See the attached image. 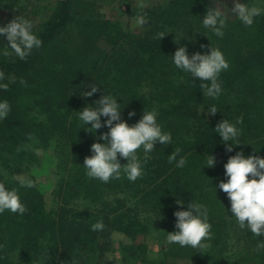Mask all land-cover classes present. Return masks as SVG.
<instances>
[{
  "label": "trees",
  "instance_id": "16d2710c",
  "mask_svg": "<svg viewBox=\"0 0 264 264\" xmlns=\"http://www.w3.org/2000/svg\"><path fill=\"white\" fill-rule=\"evenodd\" d=\"M54 1L56 5L52 15L35 30L42 40V46L34 49L25 60L11 55L10 61L5 62L8 76L4 83H8L9 87L7 91H0V100H7L11 105V111L6 119L0 121V140L7 133L17 138L23 134L22 132L44 140L48 126L39 121L26 119L28 99L33 94L41 99L43 91L47 90L51 97L52 93L54 95L51 101H57L58 105L72 111L75 101L78 100L77 96L83 94V90H90V88H84L88 83H93L100 86L101 91L89 98L80 97L83 99L84 107L99 99L105 90L120 98L118 103H123L122 107L126 104L122 110V119L129 125L141 118L143 110L155 109L159 113L158 123L164 131L172 133L173 142L167 147L156 145V149L150 154L151 158L145 163V174L142 178L130 182L122 173L121 178L114 183L118 195L114 190L116 197L108 200L104 196L106 193L110 194L113 188L108 189L107 183L88 178L82 165L84 158L91 155L92 143L98 142L99 133L107 132L108 129L98 130L95 136L81 129L82 123L77 119L78 108H74L73 113L66 114L63 118L58 115V112H52L49 115L50 122L47 121L53 128V133L50 135L55 134L57 130L59 135H62L63 131L67 139L73 140L74 144L82 140L80 143L82 147L77 144L72 148V152L80 155H77L79 158L73 161L70 179L67 181L71 183L73 180L74 192L82 193L95 203L96 209L100 208L95 213L98 214V218L95 214L85 213L86 220L76 219L83 214L79 211L75 212V216L73 214L70 216V212L52 214V211H48L45 207L40 195L12 182L9 186L18 191L27 211L23 215L11 212L0 214V232L3 230V224L12 230L20 228L27 231L31 226H38L42 231H51L63 244L64 252H68L75 245L93 244V237L105 235L111 230L127 235L142 232L147 229L146 220L149 217L158 221L164 233L167 234L175 230L173 213L180 210L175 203L178 196L185 200L184 210L187 203L193 200L209 206L213 236L206 241L204 249L198 250L200 253L191 248H180L178 245H172V250L184 253V258L191 263L194 260L196 264H208L211 259L213 264H217V258L211 256L219 254L220 247L224 244L221 234L227 228L228 222L225 219L230 215V212L227 213L229 201L226 194L217 189L216 198L214 191V186L224 179L223 165L229 156L234 155L235 151H240L241 148L245 155L264 157V51L261 50L264 48V35L262 30L250 33L249 37V31L244 25L235 16L229 15L225 36H228L229 29H233L235 30L233 39L237 42L233 46L223 42L221 47V51L230 64L229 69L220 75L224 94L219 100L203 97L201 81L197 79L193 82L188 75L187 83L183 86L185 92L177 96V101H171L172 97L165 94L167 89L164 86L158 91L152 83V88L144 91L143 82L149 81L146 79L147 76H144L151 67L154 71L161 70L160 73H162L167 64V68L172 70L173 67L168 63V56L172 50L170 43L176 37V32L179 31L182 43L194 36V33L199 32L197 30L207 32L201 26V18L207 8H221L215 0H166L163 3L151 5L141 13L146 14L150 22L144 26L143 33L138 35H131L124 31L122 22L119 20L100 19L99 16L94 15L90 8L91 3L87 0ZM81 6L89 10L79 14L77 9ZM123 12L131 14L128 4ZM10 15L12 13H7L6 17L1 18L0 24L10 21ZM74 25L79 29L80 39L76 43L66 44L63 37L72 40L71 26ZM209 36L211 40L216 37L208 32ZM216 38L218 41L222 40ZM123 39H126L127 43ZM250 39H253L260 49L241 51L242 43ZM216 44H222V42ZM210 45L215 48L213 42L205 43V47L200 52L209 51ZM195 48L199 50L201 47ZM54 64L57 68L52 71L50 69ZM63 65L66 69H62ZM31 73L35 74V80H26L29 75H32ZM10 77H15L14 83L9 82ZM29 81L35 84L30 89H28ZM37 86H41L44 90H40ZM163 100L166 105L159 106V102ZM213 104L220 112H217L215 116L207 113L203 117L202 114L205 112L202 113V111ZM133 110L136 115L129 118L128 112ZM69 117L71 119L67 124ZM238 117H243L242 141L246 144L237 146L232 153H227L224 145L220 143L221 138L213 129L222 119L227 118L235 122ZM26 137L28 140L29 137ZM99 142L103 143V141ZM18 143L19 141L14 140L13 146L17 147ZM78 147L81 148L80 152ZM254 148L260 151L257 153ZM13 150H8V153L12 154L11 159L18 156L16 152H12ZM177 150L180 156L188 160V164L182 169L168 163V155ZM210 153L215 156L216 165L214 168H203L204 161ZM140 155L142 158L143 154L140 153ZM25 157L21 154L20 158ZM179 158L178 156L177 159ZM121 163H126V160H121ZM154 183L156 185L151 187ZM141 213L144 214L141 215ZM98 221H102L105 228L103 231L94 232L91 226ZM1 247L2 239H0V264H12L5 258ZM263 255L264 252L255 253V258L259 260L257 263L264 264Z\"/></svg>",
  "mask_w": 264,
  "mask_h": 264
},
{
  "label": "rangeland",
  "instance_id": "374dc122",
  "mask_svg": "<svg viewBox=\"0 0 264 264\" xmlns=\"http://www.w3.org/2000/svg\"><path fill=\"white\" fill-rule=\"evenodd\" d=\"M87 1L91 3L90 8H92L94 15L99 16L100 19H109L111 21L119 20L122 22L124 31L131 35H138L143 33L144 27L135 25L136 17L141 15L145 8L163 3L166 0ZM215 1L222 9L226 10V13L228 12V16L231 15L229 9L234 6L233 0ZM241 2L246 3L249 7L255 6L262 10L261 16L256 18L251 27L244 26L249 31L248 36L250 37V33L253 34L257 30H262V34L264 35V0H241ZM127 4L131 14L123 12ZM141 4L144 5L143 8L140 7ZM55 5L56 1L54 0H2L0 2V19L6 17L7 13H12L10 15L11 20L21 15L33 22L34 30H36L52 15ZM77 10L81 14L82 11L89 9L81 6ZM79 14H77L78 17H80ZM71 28L72 40L69 39V41L63 37V41H66V44L76 43L80 39L79 29L75 25L71 26ZM197 31H199V34L194 33V36L189 37L186 42H180V45L176 44L180 41L179 31H177L175 34L176 37L170 43L172 48L170 55L174 54L178 46H187L188 52L191 55L194 52L202 50V48L198 50L195 47H201L205 43L213 42L215 48L221 50L224 44L223 42L226 44L229 43L230 46L235 45L237 42L233 39L235 35V30L233 29H229L227 31L228 36L224 35L221 41H218L216 37L211 40V37H208V32ZM123 40L127 43L126 39ZM219 42H222V44H216ZM5 44H7L6 38L4 41H0V71H3L5 78H7L8 72H6L5 62H9L11 56L3 55V50L7 47ZM258 49L260 48L256 46L253 39L243 42L241 46V51L243 52L249 50L257 51ZM263 49L261 48L262 51H264ZM168 63L173 67L172 70L168 69L166 64L164 67L166 70L163 69L162 73H160L161 70L154 71L152 67L151 69L148 68L150 70L147 71L144 77L147 76L146 79L149 81L143 82V85H145L143 90L151 89L152 83L153 87H157L158 91L164 86L167 89L165 94L172 97L171 101H177V96L185 92L183 86L187 83L188 75L176 69L170 57L168 58ZM56 68L57 66L54 64L50 70L55 71ZM62 69H66L64 65ZM32 79L35 80V74L29 75L26 80ZM29 82L28 89L35 86L33 81ZM37 87L40 90H44L41 86ZM80 95L77 96L78 100L75 101L72 111L74 108H78L79 111L84 108V102L80 98ZM52 97L50 92L46 90V92L43 91L41 99L33 94L28 99L26 105L27 118H25L27 120L39 121L48 126V132L44 140H39V137L37 138L33 135L29 136L26 132H22L23 134L17 138L7 133L3 138L5 141L3 139L0 140V182L5 183L11 189L12 187L9 186V183L15 182L18 186H21L18 183L20 179H30L34 187H25V189H30V192L32 191L40 195L45 203V207L48 211H52V214H60L61 212L65 214L70 212V216L72 214L75 216V212L79 211L80 213L83 212V214L81 217H76V219L86 220L85 213L95 214L100 208L96 209L95 203L91 199L86 198L82 193L76 194L74 192L75 188H72L73 180H71V183L67 181V179H70L69 175L73 161L79 158L77 155H80L77 152H72V148L77 144L82 147V144H80L82 140L74 144L73 140L67 139L63 131L62 135H59L57 130L55 134L50 135L53 133V128L47 121L50 122L49 115L52 112H58L61 118L66 114L73 113L69 109L58 105L57 101H51ZM166 100L168 101L170 99ZM159 103V106L166 105L164 104L165 100ZM199 107L201 108V106ZM233 108L235 107L233 106ZM206 114L207 112L202 114L203 117ZM70 119L71 117L67 119V124ZM26 136L29 137L28 140H26ZM14 140L19 141L17 147L13 146ZM80 147H78V152L81 151ZM9 149H14L12 152H16L18 155L15 159L10 158L12 154L8 153ZM21 154L26 157L20 158ZM6 157L7 159L5 160ZM4 161L8 163L5 164ZM114 183L115 180H110L106 184L108 189L113 188L111 193L109 192L110 194L106 193L104 196L108 200L116 197ZM152 185L155 186L156 184H151V187ZM143 214L141 213V215ZM95 215L98 218V214ZM225 220L228 222L227 228L221 234L224 239V244L220 247L219 254L217 253L211 257L217 258V264H259L257 263L259 260L255 258L254 252L257 239H253L254 237L251 236V233L241 231L229 216ZM146 221L147 229L142 232L127 235L111 230L110 233L107 232L105 235L100 234L93 237V244L85 243L86 245L83 244V246L75 245L68 252H64L63 244L49 230L42 231L38 226H31L28 231L20 228L19 230H12L3 224V230L0 232V239H2L1 249L5 258L12 262V264H103V255L111 256V261H107L106 264H196L194 260L191 263L184 258V253L173 251L172 245L165 244L167 234L164 233L158 221L153 220L151 217ZM80 233H82V230H80ZM194 251L197 252L198 250ZM208 264H213L211 259Z\"/></svg>",
  "mask_w": 264,
  "mask_h": 264
},
{
  "label": "clouds",
  "instance_id": "9594fccd",
  "mask_svg": "<svg viewBox=\"0 0 264 264\" xmlns=\"http://www.w3.org/2000/svg\"><path fill=\"white\" fill-rule=\"evenodd\" d=\"M233 4L234 6L229 9L230 14L245 27H251L256 18L261 16L262 10L259 7H249L241 0H233ZM140 7L143 8L144 5L141 4ZM149 22L146 14L138 15L135 19V25L139 27H144ZM201 26L207 32L222 39L228 27L226 10L216 7L207 8L201 18ZM5 38L7 47L3 50V55H14L20 60H25L34 49L42 46V40L34 30V23L21 15L0 24V41H4ZM181 40L176 44L180 45ZM204 47L201 45V48ZM168 57L174 67L189 75L193 82L197 79L201 81L203 97L219 100L224 94L220 75L229 69L230 64L219 48H213L210 45L209 51L203 53L197 51L190 55L187 46H178L174 54ZM4 79V72L0 71V91H7L9 87L8 83L2 82ZM9 82L14 83L15 77H10ZM86 88L90 90H83V94L80 95L82 98L92 97L101 91V87L93 83H88L84 89ZM118 99L120 98L104 90L99 99L78 111L77 119L82 123L81 129H85L94 136L98 130L108 129L107 132L99 133L98 142L90 146L91 155L86 156L82 164L88 178L102 183L120 179L122 173L130 182L142 178L145 174V163L151 158L150 154L156 149V145L167 147L173 142L172 133L164 131L158 123L159 113L155 109L143 110L141 118L129 125L122 119V110L126 104L122 107L123 103H118ZM10 111V103L7 100H0V121L6 119ZM204 112L215 116L220 111L213 104L202 113ZM135 115L134 110L128 112L129 118ZM243 122V117H238L235 122L225 118L213 129L221 138L220 143L224 145L227 153H232L237 146L246 144L242 141ZM255 151L258 153L260 150L255 149ZM140 153L143 154L142 158ZM178 156L179 159H177ZM121 160H126V163L122 164ZM168 163L182 169L188 164V160L180 156L177 150L168 155ZM215 165L216 158L210 153L204 161L203 168H214ZM223 167L224 179L214 186L215 196L217 198V189L226 194L229 201L227 213H231V215L228 214L229 217L241 231L251 233V236L257 239L254 252L260 254L264 252V157L245 155L241 148L240 151H235L234 155L228 157ZM18 183L24 187H34L30 179H20ZM175 203L180 210L173 213L175 230L167 232L165 244L194 250L205 248L206 241L213 236L209 206L193 200L187 203L184 210L185 200L178 196ZM26 211L27 208L21 201L18 191L0 182V214L11 212L23 215ZM104 228L102 221L91 226L94 232L103 231ZM107 261H111V256L103 255V264Z\"/></svg>",
  "mask_w": 264,
  "mask_h": 264
}]
</instances>
